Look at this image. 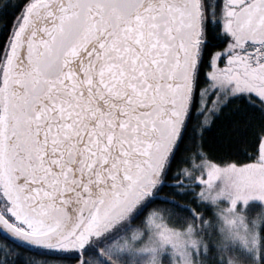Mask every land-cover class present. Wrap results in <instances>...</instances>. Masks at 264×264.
I'll use <instances>...</instances> for the list:
<instances>
[{
  "label": "snow or ice",
  "instance_id": "obj_1",
  "mask_svg": "<svg viewBox=\"0 0 264 264\" xmlns=\"http://www.w3.org/2000/svg\"><path fill=\"white\" fill-rule=\"evenodd\" d=\"M164 206L154 264L218 212L264 264V0H0V264H136Z\"/></svg>",
  "mask_w": 264,
  "mask_h": 264
},
{
  "label": "rangeland",
  "instance_id": "obj_2",
  "mask_svg": "<svg viewBox=\"0 0 264 264\" xmlns=\"http://www.w3.org/2000/svg\"><path fill=\"white\" fill-rule=\"evenodd\" d=\"M261 207V201L251 199L247 202L246 212L254 213ZM219 219L213 224V239L215 243L209 242V256L211 264H227V258L232 257L234 264H248L251 259V254L240 243L238 238L233 239V234L237 231L243 234V227L238 223H228V220L233 219L228 217V220L223 215H219ZM151 217L154 223H149ZM187 227V226H186ZM164 228L183 231L184 228L171 226L162 217L160 213L151 212L145 214L143 220L136 223H130L126 229V239L129 245L133 246L140 255L136 258V264H154L152 260L151 249L156 245L154 241L159 239V231ZM135 234V236H134ZM164 259H168V254H164Z\"/></svg>",
  "mask_w": 264,
  "mask_h": 264
},
{
  "label": "trees",
  "instance_id": "obj_3",
  "mask_svg": "<svg viewBox=\"0 0 264 264\" xmlns=\"http://www.w3.org/2000/svg\"><path fill=\"white\" fill-rule=\"evenodd\" d=\"M209 145H210L209 151H213V149H212V141L210 139H209ZM213 154H216V153L213 152ZM151 212L160 213L162 215V217L167 221V223L170 224L171 226H174V227L176 226L178 228H184L188 224V221L186 220V217H175L174 215H170L168 213L167 206H164V207H150L148 210H146L145 214L151 213ZM248 214L251 215L253 213L248 212ZM136 222H139V220L138 221H133V222H131V224L132 223H136ZM209 262H210V260H209Z\"/></svg>",
  "mask_w": 264,
  "mask_h": 264
}]
</instances>
